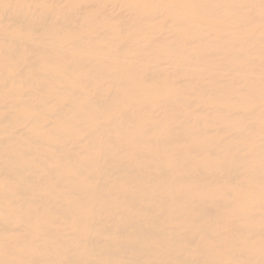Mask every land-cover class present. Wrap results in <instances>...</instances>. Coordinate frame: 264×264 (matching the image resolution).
Listing matches in <instances>:
<instances>
[{
    "label": "bare ground",
    "instance_id": "6f19581e",
    "mask_svg": "<svg viewBox=\"0 0 264 264\" xmlns=\"http://www.w3.org/2000/svg\"><path fill=\"white\" fill-rule=\"evenodd\" d=\"M0 264H264V0H0Z\"/></svg>",
    "mask_w": 264,
    "mask_h": 264
}]
</instances>
